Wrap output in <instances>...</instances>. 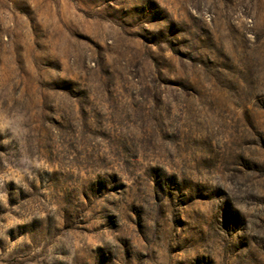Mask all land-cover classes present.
<instances>
[{
  "label": "rangeland",
  "instance_id": "obj_1",
  "mask_svg": "<svg viewBox=\"0 0 264 264\" xmlns=\"http://www.w3.org/2000/svg\"><path fill=\"white\" fill-rule=\"evenodd\" d=\"M0 264H264V0H0Z\"/></svg>",
  "mask_w": 264,
  "mask_h": 264
}]
</instances>
